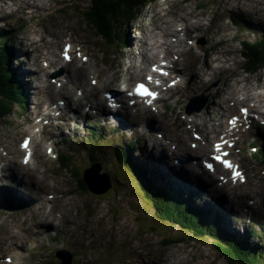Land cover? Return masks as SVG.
<instances>
[{
    "label": "rangeland",
    "instance_id": "374dc122",
    "mask_svg": "<svg viewBox=\"0 0 264 264\" xmlns=\"http://www.w3.org/2000/svg\"><path fill=\"white\" fill-rule=\"evenodd\" d=\"M90 1L93 2V0H90ZM144 1L147 2L149 5L146 8H144L143 10H141V9L139 10L142 13L140 21H136L133 24V26L131 24H129V26H127V28L129 29L130 37L136 36V34L134 33V30L136 29V27L141 25V21L145 17H146L145 21H149L151 18V14L153 12H155L157 6L160 3L169 4L173 1L175 2V0H161L160 2H158L156 4H151L152 0H144ZM221 1L223 2L224 0H221ZM226 2L229 4H233L237 8H238V6H240L244 9H247V12H245V11H243V12H245L248 15H252V16L257 15L258 16V15L264 14V7L257 6L255 8L254 5H252L246 1H241L239 3L238 0H227ZM89 4H90L89 0H86L85 2H83V6L89 5ZM0 8H1V5H0ZM65 8H66V10L69 11V13H75L76 14L80 11V4L75 0H70L69 3H67V5L65 6ZM148 11H149V13H147ZM3 21H4V19L0 15V26L1 27L4 26V28H7V27H5V24L3 23ZM243 24H244V21H243L242 25ZM72 25H73V30H70V32L72 33L73 38L77 39L79 42H82V43H84L83 38H85L86 39V45L85 46L87 48V51L91 54L96 53L100 43H98L95 48H93L91 45H89V43L87 42V34H88L89 30L87 29L85 24L76 20V21H74V23ZM152 28H153V24H151V25L149 24L148 32ZM142 37H143V35L141 33H139V38H142ZM224 38L227 40H230V37L227 34H224ZM22 40H23V37H22ZM92 41H95V39L90 38V42H92ZM19 45L22 46L21 43ZM236 48H237V46H236ZM59 49L60 48L57 46L56 48H54L53 53L57 52V54H58ZM230 49L232 50V49H234V47L231 46ZM19 61H20V59H18V57H16L14 55L12 57L10 63L12 65L16 66L17 64H19ZM241 62L242 61L239 59L238 64H237V69H236V74L240 78V79H238V81L240 83H242L244 80H248V77L243 74L241 67H238ZM98 64H99V62L96 61V66H98ZM88 65L93 67L90 61H88ZM89 72H91V73L93 72L90 67H89ZM263 75H264V70L260 71L257 74L258 78L262 77ZM104 76L107 77V72H105ZM247 83H249V82H247ZM0 98L3 99V96L1 95V93H0ZM16 112L17 111L14 107L11 115L5 121V126H7L9 128V130L13 128V126L16 124V122L18 120ZM5 126L0 124V127L2 128L3 131H6L8 129ZM3 131L0 130V132H3ZM58 186L60 187L59 189L61 192H62V190L67 191L66 185L63 183L61 178H58ZM127 186H129V184L127 182L123 181L122 187L124 188ZM245 191H248V193H250V192H252V189L248 188V189H245ZM123 193H124V190L120 189V194L118 196L120 198H123ZM60 199H62V198H60ZM64 199L67 201L65 204H63V206H65V208H66L65 214H66L67 220H72L73 223L76 225L80 224L82 227V230L85 233H87L91 228H93V229L97 228L96 224L94 223V219L90 220V219L84 217V214H82V216L80 214H77V212L75 211V207H76L75 204L73 202H71L67 197H65ZM127 201L128 200H126V204L124 206L130 207L132 209H137V202L136 201H135L136 203L133 205L127 204ZM57 206L60 207L61 204H59L57 202ZM120 213L121 212H120V207H119L117 209V215H119ZM113 226L114 225H111L110 227H108V229L112 231L113 235L115 232H116L115 234L117 235L119 233L118 227H113ZM232 228H234V227H232ZM102 229H104V228H102ZM173 230H175V232L178 231V234L173 236L175 239L178 240V239H181V237H182V238H185L186 242H183V244L179 243L177 245L170 246L169 249H167V250L165 249L162 251L158 247H155V246L150 245V244L148 245L147 244V242H148L147 238H145L144 243H143V247H145V248L151 247L154 250L149 251L148 255H143V256L147 257V258H152V259H159V258H162V256H163V259H165L170 254L175 259V261H179L183 264H187L186 262H188V261H189L188 262L189 264H229L230 263V261H229L230 258H228V257L225 258L218 253H215V254L213 253V249L215 248L214 247L215 242L211 239V237L203 238L201 240L199 238H194L193 233L184 232L181 229L176 228V227H174ZM245 232H246V230L242 233H245ZM131 234L129 237V235H126V233H121L120 238H124V241L119 240L116 235L114 237H110L107 239V241H106L107 245H105V246L108 247V250H109L110 255H111V260L109 261V263H111V264L112 263L113 264H122L120 262V260H122L124 258L130 259V260H133L135 258L136 252H138L139 247L134 249L133 244L138 243V242L132 241V240H134V238L131 237ZM246 237H248V235ZM247 239H249V237ZM151 240H153V239L151 238ZM158 240L159 239H157L156 242H158ZM193 240H195V241H193ZM249 250H252V249L250 247H247L245 252L247 253ZM139 255H141V254H138V256ZM92 256H94V255H92ZM97 256L99 259H101V255H97ZM171 256H170V258H171ZM251 256H249V257H251ZM82 257L83 256L80 255L79 258L82 259ZM151 262L152 261H148L145 264H151ZM125 264H132V263L126 261ZM154 264H156V263H154Z\"/></svg>",
    "mask_w": 264,
    "mask_h": 264
},
{
    "label": "trees",
    "instance_id": "16d2710c",
    "mask_svg": "<svg viewBox=\"0 0 264 264\" xmlns=\"http://www.w3.org/2000/svg\"><path fill=\"white\" fill-rule=\"evenodd\" d=\"M144 0H93L95 6V14L101 21V31L105 29V26L108 28V25L111 24V21L114 19H119L122 16H125L126 13L132 12L135 9V5ZM105 25V26H104ZM246 56L251 60V64H259L262 61V56L264 55V42L260 44H255L249 46L245 52ZM0 67L4 70H7L9 67L3 62L0 61ZM13 95V93H11ZM171 205V204H170ZM172 206V205H171ZM192 211L191 217L187 218L185 215H180L179 220L184 222L182 224L183 229L193 234H197V237L207 238L211 237L216 239L215 248H217L218 254L222 255L225 258H230V264H260V261L255 258H250L244 250V244L238 243L236 238L226 232L227 229H223L221 220L219 219L214 225L215 228L206 229L207 232L200 230L202 223L196 220L194 217H198L196 213ZM197 222L200 225L194 224L192 222ZM207 226V224H204ZM206 233L208 234L206 236ZM178 243L185 242L183 239H174Z\"/></svg>",
    "mask_w": 264,
    "mask_h": 264
},
{
    "label": "bare ground",
    "instance_id": "6f19581e",
    "mask_svg": "<svg viewBox=\"0 0 264 264\" xmlns=\"http://www.w3.org/2000/svg\"><path fill=\"white\" fill-rule=\"evenodd\" d=\"M65 18H66V20H68V24L70 22H71V24H73L74 21H76V20H78L80 22L82 20H87L90 23V25H96L97 24V20H98L97 17L95 19H91V15H89V14H77V13L76 14L75 13H66L65 14ZM69 29H70V27H69ZM87 41L90 42L89 40H87ZM21 44H22V46L19 45V44H18V46H16V51H14L13 53L17 55L18 59H20V58H22V59L23 58L24 59L25 58H29L31 54H30V51H29V47L25 43L24 39L22 40ZM235 48H236V46H235ZM236 49L239 50L238 47ZM112 52H113V50L111 49V47L108 44V46L105 47L104 50H103V52L101 53V58H104L107 61L106 64H105V62L100 63L101 66H102V68H105L107 64L108 65L111 64V60H112V54L111 53ZM26 56H29V57H26ZM9 65H10V63H9ZM35 71L36 70H34V72ZM33 89L34 88H32V90H30V91H29V89H27V90L30 93V92L33 91ZM32 93H34V92H32ZM262 95H264V92L262 93ZM13 97L16 98V99H18V97H16L15 95H13ZM35 97H36L37 101L39 102L40 96H39V93L38 92H36ZM38 104L39 103H35L34 102L32 105H29L28 107L29 108L30 107H34V106L37 107ZM81 126H83V125H81ZM133 132H134V134H138V131L135 130V129H133ZM107 137L108 138H111L112 136L111 135H107ZM66 144H67V146H72L69 143H66ZM196 161H198V160H196ZM164 164H166V163H164ZM200 164H203V163H200ZM213 172H214V174H213L214 176L219 174V172L216 169L213 170ZM56 173L62 179L63 183L66 185V190L67 191H65L64 197H67L71 202H73L77 208H80V209H83V210H86V208H87L86 211L88 213H90L91 210L89 209V204H88V196H90L91 195V192H92L90 186L88 184L85 185V194L83 195L81 188L78 187V189H77V187H76V180L74 179L73 175L71 174V172L68 169L59 168V170H56ZM0 186H1V183H0ZM98 220L99 221H96V224L97 225H101V220L100 219H98ZM36 227L38 229H41L42 225H41L40 221H37L36 222ZM122 233H124V232L122 231ZM91 236L93 237L94 234L91 233ZM12 237H15V234L14 233H12ZM87 251L90 252L91 249H88Z\"/></svg>",
    "mask_w": 264,
    "mask_h": 264
},
{
    "label": "snow or ice",
    "instance_id": "6c2138e0",
    "mask_svg": "<svg viewBox=\"0 0 264 264\" xmlns=\"http://www.w3.org/2000/svg\"><path fill=\"white\" fill-rule=\"evenodd\" d=\"M64 55H65V58H66V59H71V57L69 56L67 50L65 51ZM152 70H153L154 72H161V74H162V75H165V76L168 75L167 72L162 71V69L159 68V67H154ZM152 79H153V78H152L151 76L148 77V80H149V81H151ZM156 83L158 84L159 81H156ZM136 91H137L140 95H142V96H150V97L155 98V96L157 95L156 92H154V91H150L149 88H148L145 84H143V83H141V84H139V85L137 86ZM242 111H243V113H244L245 115L248 114V109L245 108V109H243ZM230 123H232L233 125H235L236 120L234 119V120H232ZM29 143H30V141L26 140V141L23 143L22 147L25 148V149H28V147H29ZM215 147H216V151H217V152H219V151L221 150V145H220V144H217ZM227 155H228V153L225 152V153H223L222 155H217V156H215L214 159H215L216 161H218V162L223 163V165H224L225 167L229 168V169H234V168H236V166L233 165L232 162H230V161L224 159V157H226ZM30 157H31V153L29 152L28 157L25 159L24 162H25V163H28V160L30 159ZM208 167L211 168L212 165L209 164ZM234 178H240V179H243L242 174H241L238 170H236V171L234 172Z\"/></svg>",
    "mask_w": 264,
    "mask_h": 264
}]
</instances>
